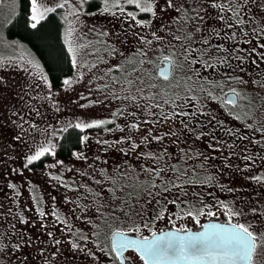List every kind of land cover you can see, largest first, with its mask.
Returning <instances> with one entry per match:
<instances>
[{"label": "rangeland", "instance_id": "1", "mask_svg": "<svg viewBox=\"0 0 264 264\" xmlns=\"http://www.w3.org/2000/svg\"><path fill=\"white\" fill-rule=\"evenodd\" d=\"M98 0H86L83 14L79 15V23L75 30L76 40L84 46L78 50L79 62L83 67L73 68L70 75L75 76L77 71L84 73V78L78 80L77 83L65 90L62 85L60 87L53 86L52 99L58 101L60 111H56L52 105V101L47 98V85L39 80V71L32 73L31 67L27 64L29 58L37 60L34 55L25 47V45L14 38H11L6 27L12 20L20 7V0H0V77L7 81V84L0 83V243L6 245L3 252H0V261L7 264L6 253L11 248L12 243L16 241V237H31V242L25 244L21 249H17L13 253L12 264H16V257L21 255L27 261V264H89L91 258L86 257L83 253H74L71 248L69 237H79V233L75 230L80 228L84 234L90 235L95 229L86 220L80 219L81 215L95 214L94 208L90 204V198L94 193L89 192V188L96 189L104 193L103 201L108 203V189L96 184L92 177L96 176L100 179V169L106 168L112 174L116 173V165L121 166V171L128 173V183L132 184L131 177L135 175V171L127 167L128 164L135 165L138 169L143 164H150L152 168L157 167V163H153L150 159L139 157L141 151L159 152L160 148H166L172 161L178 160L181 153L179 149L192 148L208 156V162L205 168L208 172L219 181V184H184L182 189L187 196L181 191L172 190L169 193H162V196L171 200H193V193L199 192L203 194V198L214 206L215 214L212 216H201L199 223L189 217H183L176 221L178 227L180 223H185L189 228L198 229L204 221L215 220L225 222L227 220L226 212L220 208L218 200L226 203L235 201L236 205L243 203V211L248 213L250 206L260 207L264 204V182H257L251 179L252 176L264 175V144L258 139L253 141L252 137H260L264 135L258 129L264 125V87L260 86L264 82V60L260 58V53L264 49L259 48L258 32L252 34L253 29H258L261 23H264V10L258 5L261 0H250L247 7L241 13L244 24L235 25L231 13L226 10L220 12L218 8H212L207 5L206 0H176L177 3L184 4L185 8L189 5L201 4L207 9L209 17L225 16L226 22L233 24V30L237 31V41L240 50L237 51L235 43L231 38L224 36L213 37L210 40L212 47L209 49L210 55L229 56L230 59L225 65L219 68L200 69V65L194 67L200 69V75L203 79L196 83L209 91H214L217 96H222L223 103L219 100H207L210 112L207 116L201 114L196 119L203 120L204 123L200 128L206 133L201 139L197 140L195 136L181 129V120H187V117L179 115L177 112L171 119L160 122L155 117H148L144 112V104L134 105L130 100L112 99L113 86L115 87V95H128L124 89L128 88L127 81H132V94H136L137 88H143L144 92L152 91L156 93V103H162L161 88H164V98L176 99V94L189 99L191 104H195L190 97L186 96L185 88L191 85V81H185L188 69L182 58H179L180 45L183 41H174L172 36H186L189 31H194L195 20L189 23L187 28L183 22L167 25L171 29V35L159 29L156 21H153L151 30L146 26H140L135 23V19L151 18L149 14L140 13L136 18H130L126 13L119 11L105 12L102 9L103 0L99 6L95 7ZM224 0H217V3H223ZM232 3V0H228ZM70 4H78V0H69ZM30 4V0H29ZM129 11H137L133 5H124ZM68 9L60 10V15ZM202 15L204 13H201ZM72 19L71 16L68 17ZM63 22V33L65 24ZM221 29L223 32H229L230 29L224 26L223 21H213L208 19L205 25H212ZM248 32L249 35L243 40H239L240 29ZM157 31V34L166 39L163 41L162 47L150 34V31ZM179 30V31H177ZM107 33V34H105ZM203 32H195L193 39H197ZM141 37H146L152 41L151 46H146L145 41ZM64 38V37H63ZM223 44L224 50L217 52V47ZM171 46H175L178 59L176 67H171V76L169 79H162L158 76L156 70L162 65L163 56L168 55ZM186 46V45H185ZM257 48V52L253 53L252 48ZM113 49L115 54L113 55ZM148 51V57L152 63L145 62L143 65L139 63L141 57L140 50ZM243 55L248 57L242 63L236 59L237 56ZM24 59L21 60L20 58ZM38 61V60H37ZM85 62H87L85 64ZM20 63H24L25 67L21 68ZM119 64L120 68H114L113 65ZM230 75L242 77L243 82H237L228 79ZM115 76V80H113ZM92 80V84L88 83ZM119 81V83H117ZM209 81L215 83L209 84ZM222 81V84L220 83ZM256 81V83H253ZM155 83L157 87L150 88L145 85ZM27 85V87H26ZM39 85V87H37ZM96 85L100 87L97 88ZM107 85V88L104 86ZM177 85L179 87H177ZM230 87H236L241 93V98L235 107L228 105L241 120H237L234 116L226 111L227 102L224 97L227 95ZM91 91L92 95H85L83 99H77L82 93ZM198 91V89H197ZM223 94V95H222ZM107 96L102 104H91L81 108L80 104H84L89 100L96 98L103 99ZM71 98V100H70ZM75 101V102H72ZM181 109L192 111L181 100H176ZM121 105L128 107V112H137L135 118L140 123L139 128H129L128 123L133 117L131 115L117 116L115 123L123 125V129H116L114 123L90 127L83 130V134L89 135L87 149L82 144L77 150L84 151L87 159L71 156L63 163H57V157L47 155L42 158V162H34L33 165L23 167V156L28 152V147L41 139V136L35 130H29L28 125H24L26 135L21 141H16L14 136L19 129L12 123H19L18 116H12L9 108L22 111L26 120L34 121L38 129L45 127V121L52 124L59 131L60 124L69 121L75 122L77 117L85 118H106L116 109L123 111ZM166 109L171 110L170 104H165ZM38 110L42 115L36 116L35 111ZM151 112L159 113L161 110L154 106ZM216 116V121H211L210 117ZM250 117V118H249ZM163 119V118H161ZM152 120L153 122H148ZM223 120L224 124L217 126V121ZM254 124V128L249 129L245 126L244 121ZM109 128L112 131L105 132L104 129ZM176 136H167L166 132L176 131ZM232 129V135L227 134V130ZM151 130V134H149ZM51 129H49V135ZM240 134H243L242 138ZM131 136L137 141L138 147L130 150L129 153L119 151L121 147L131 145V140L115 147H108L97 142V137L101 140H119L120 136ZM159 135L162 140L157 141L153 136ZM211 135H215L221 141V147L213 149L209 146ZM142 136L148 137V143H140ZM60 136L55 137L58 142ZM215 143V141H211ZM25 143L28 147H25ZM101 149H106L101 151ZM229 151L233 155H228ZM191 155V153H189ZM251 156L252 159H246ZM100 157L101 159H96ZM167 157L160 163H164ZM103 161H106L104 163ZM171 162V161H169ZM202 161L198 157L187 160L189 166H197ZM55 164V167H47V165ZM185 161L180 162L183 167ZM248 165V167H245ZM197 173H203V169L197 167ZM51 172L55 176L62 177V180L53 179L48 173ZM81 172L84 174L82 175ZM171 177V172L162 173ZM154 175V174H153ZM144 174L141 173V179ZM9 184L15 187H9ZM236 187L238 191L229 192L227 189ZM126 193H136L140 199H146V195L139 189L133 187L124 188L123 192H117V195L124 197ZM210 194V195H209ZM68 197L69 199H65ZM97 199H101L97 197ZM136 199V195L132 196ZM87 205L88 212H81L78 205ZM154 205L149 204L147 215H151V208ZM43 209L45 215L41 216L36 209ZM140 208V204L136 205ZM168 208L172 213L176 212V206L168 203ZM56 212L62 218H67L68 224L65 225L57 222L52 213ZM23 213L27 218L21 222L19 217ZM141 215H145L142 213ZM251 213L245 216L250 219ZM175 218V217H173ZM133 220L137 217L133 216ZM97 222L99 220L97 219ZM131 221H125V226ZM117 226L120 221H115ZM46 225V227H45ZM159 229H170L173 225L168 222L167 216L156 221L155 225ZM68 227L69 230L65 231ZM48 231H53L54 237L60 241L59 244L53 243V238L47 235ZM128 234L137 235L135 232ZM145 234L148 232L145 230ZM101 246L110 243L109 228L104 227L99 236ZM88 243L89 248L94 245ZM107 249H105V252ZM260 258H264V250L258 248ZM56 255L53 256L52 253ZM131 251L125 253L129 255ZM115 261V256L109 257ZM118 264V261H116ZM259 264V260L257 262Z\"/></svg>", "mask_w": 264, "mask_h": 264}, {"label": "snow or ice", "instance_id": "2", "mask_svg": "<svg viewBox=\"0 0 264 264\" xmlns=\"http://www.w3.org/2000/svg\"><path fill=\"white\" fill-rule=\"evenodd\" d=\"M205 0H201L204 3ZM250 0H232L229 3L228 0H224L223 3H217V0H206L208 6L212 8H218L220 12L225 10L231 13V18L235 25L244 24V20L241 16L242 11ZM86 5V0H78V4H70L69 0H30L29 11L26 16L27 25L33 30H39L43 27V23L46 20H52L55 13L58 10L68 9L69 11L63 12L60 19L64 21V45L67 47V53L71 57L72 68L83 67L79 62L78 50L84 45L79 43L75 38V30L79 23V15L83 14ZM124 5H133L137 11H129ZM258 7L264 10V0ZM102 9L105 12L109 11H119L126 13L130 18H136L138 12L146 13L150 15L149 18L135 19V23L140 26H146L150 30L154 26L153 21L155 20L159 26V29L167 32L171 35V29L167 25L176 24L183 22L184 27L187 28L189 23L195 20L194 31H189L186 36H181L179 34L172 36L174 41H183L180 45L179 58H182L187 66L188 72L185 77V81H191L190 86H186L185 92L186 96L190 97L195 104H191L189 99L186 97H181L176 94V99H171L170 97L164 98V88H161V100L162 103H156V93L152 91L144 92L143 88H137L136 94H132V81H127L128 88L124 89L128 95L117 96L115 95V87L113 86L112 99H124L130 100L134 105L139 106L143 104L144 100H147V104H144V112L148 117H155L156 120L163 122V120L171 119L177 112L181 116L187 117V120H181V129L187 130L191 133L197 140L201 139L206 133L200 128V125L204 123L203 120L196 119L198 116L203 114L207 116L209 114L210 107L207 104V100H219L223 103L222 96H217L214 91H209L198 85L196 82L203 79L200 75V69L204 68H219L220 65H225L230 59L229 56H217L210 55L209 49L212 47L210 40L213 37L224 36L226 39L231 38L235 43V48L237 51L240 50L239 42L237 41L238 33L233 30V24L226 22L225 16L209 17L207 9L202 7L201 4L189 5L185 8L184 4L177 3L176 0H103ZM201 13H204L203 15ZM71 16L72 19L68 17ZM211 19L213 21H223L224 26L230 29L229 32H223L221 29L212 25H205V21ZM179 31V30H177ZM195 32H203L206 35H201L197 39H193ZM258 32V40L262 42L259 43V48L264 49V23H261L258 29H253L252 34L256 35ZM242 35L239 36V40L243 41L249 33L244 31L243 28L240 29ZM107 34V33H105ZM151 36L160 42L162 47L163 41L166 37L157 34V31H150ZM145 41L146 46H151L152 41L148 40L146 37H141ZM186 45V46H185ZM224 50V45L220 44L217 47V52H222ZM252 52H257V48L253 47ZM112 54H115V49H113ZM141 60L139 63L143 65L145 62L152 63L153 61L148 57V51L141 49L139 53ZM260 58L264 60V52H261ZM21 60L24 58L21 57ZM162 59L165 61L164 67L160 69L161 73H167L169 67L173 69L176 67V61L178 59L175 46H171L169 53L163 56ZM241 63L248 59V57L239 55L236 57ZM87 62H85L86 64ZM27 64L31 67L32 73L35 74L39 71V80L47 85V98L52 101V105L55 110L60 111L58 101L53 100V83L49 80V76L44 72L43 67L40 62L29 58ZM200 65V69L195 68V65ZM20 67L24 68L25 64L20 63ZM114 68L119 69L120 65H113ZM84 78V73L82 71H77L75 76L65 75L62 81V87L67 90L72 84L77 83L78 80ZM230 80L243 82L242 77L236 75H230L227 77ZM113 76V80H115ZM0 83L7 84V81L3 77H0ZM88 83L91 85L92 80L90 79ZM119 83V81H117ZM215 82L209 81V84ZM222 84V81L220 82ZM256 83V81H253ZM264 87V82L261 83ZM27 87V85H26ZM39 87V85H37ZM99 88V85H96ZM107 88V85L104 86ZM145 87L155 88L157 85L155 83L151 85H145ZM177 87H179L177 85ZM198 89V91H197ZM228 92L231 95L227 98V105L225 106L226 111L230 115L234 116L237 120H241L240 116H237L232 108L227 107L228 105L235 107L240 98L241 93L236 87H230ZM85 95L91 96L92 92L87 91L82 93L77 99H83ZM223 95V94H222ZM108 97L104 96L103 99L96 98L89 100L84 104H80L81 108L87 107L91 104H102L104 100ZM71 100V98H70ZM176 100H181L182 103L191 107L192 111H186L180 108V105L176 103ZM75 102V101H72ZM165 104L171 105V110L164 107ZM160 109L159 113L151 112V107ZM124 109H116L111 113L110 117L106 118H80L77 117L75 122L66 121L60 124V129L57 131L52 124H48L45 121V127L41 130L37 128V124L34 121L26 120L22 111H18L9 108V112L12 116L19 117V123L12 121V123L19 129V132L14 136L16 141H21L22 137L26 135L24 125H28L29 130H35L41 136V139L33 144L32 147H28L25 143V147H28V152L23 156V167H28L33 165L34 162L42 161L47 155L55 157L57 155V141L54 139L60 136L62 133H66L69 129H79L81 132L90 127H96L105 125L107 123H114L116 129H123V125L115 123L117 116H124L126 114L131 115V119L128 123L129 128H139L140 123L135 118L139 115L137 112H128V107L126 105H121ZM35 111L36 116H41L42 114L38 110ZM163 118V119H161ZM250 118V117H249ZM211 121H216V116L212 115L210 117ZM148 122H153L149 120ZM245 126L249 129L254 128V124L247 123L244 121ZM224 124L223 120L217 121V126L220 127ZM49 129H51V134L49 135ZM181 129H176V131L166 132L167 136H176L177 132ZM261 133H264V125H261L258 129ZM105 132L112 131V129L105 128ZM233 130L228 129L227 134L232 135ZM151 134V130H149ZM242 138L243 134H240ZM153 139L160 141L162 137L159 135L153 136ZM99 144L107 145L108 147H115L117 144H122L125 141L131 140V145L124 146L119 149V151L124 153H129L130 150H135L138 147L137 141L131 136H120L119 140H101L96 138ZM253 141L259 140L264 144V135L256 137L253 135ZM89 140L88 134L79 135L77 142L79 144L85 145V150L87 149V141ZM211 141H215L212 143ZM211 141H209V146L213 149L221 147V141L215 135H211ZM140 143L147 144L148 137L142 136L140 138ZM106 149H101L105 151ZM181 155L178 160L172 161V157L169 155L166 148L161 147L159 152L154 151H141L138 154L139 157H144L150 159L153 163H157L156 168H152L150 164H143L138 169L135 165L128 164L127 167L135 171V175L131 177L132 184H129L128 173L121 171V166L116 165V173L112 174L106 168L100 169V179L96 176L92 177V180L101 185L103 188L108 189V203L103 201L104 193L97 191L96 189L89 188L88 191L94 193L90 198V204L94 208V215L89 214L87 216L81 215L79 218L86 220L88 224H91L94 231L90 235L84 234L80 228L75 230L79 233V237H69L71 241V248L74 253H83L86 257L91 258L89 264H264V258H260V254L257 249L260 248L264 250V204L258 208L256 206H250L248 208V213L252 216L250 219H245L248 213L243 211V203L241 205H236L235 201L231 203H226L224 201L218 200L217 203L220 208L223 209L227 214V220L223 223L219 222H208L202 225L199 231H194L189 228L187 224L180 223L176 226V221L181 220L183 217H189L195 220L197 223L200 221L201 216H212L215 214V208L213 205L208 203L204 198L203 194L196 192L193 193L195 202L193 200H171L169 201L167 197L162 196V193H169L172 190H178L187 196V193L183 192L182 185L184 184H219V181L213 176L212 173L208 172L205 168V164L208 162V156L204 153L195 151L192 148L179 149ZM191 153V155H189ZM234 153L229 151L228 155H233ZM73 156L78 158H84V151L75 150L72 152ZM167 160L164 163L160 161ZM194 157L200 158L202 161L197 166H189L186 164L187 160L193 159ZM96 159H101L96 157ZM246 159H252L251 156L246 157ZM171 161V162H169ZM185 161L183 167L180 166V162ZM106 163V161H103ZM57 163H63V161H57ZM47 167H55V164L47 165ZM199 167L203 169V173L198 174L196 168ZM248 167V165H245ZM171 172V177L163 175L162 173ZM141 173L144 174L143 179H141ZM83 175L84 173L81 172ZM154 174V175H153ZM49 176L53 179L62 180V177L55 176L53 173L49 172ZM252 180L257 182H264V175L252 176ZM139 188L145 195L146 199L141 200L139 195L136 193H126L124 197L117 195V192H123L126 187ZM9 187H15L9 184ZM229 192H236L238 189L236 187L228 188ZM136 195V199H132V196ZM210 195V194H209ZM100 197L101 199H97ZM65 199H69L65 197ZM168 203H172L176 206V212L172 213L168 208ZM140 204V208L137 209L136 205ZM152 204L154 207L151 208V215H147L148 205ZM81 212H88L87 205H78ZM36 211L41 215H45L43 209L37 208ZM144 213L145 215H141ZM54 219L57 222H61L65 225L68 224L67 218H62L56 212L52 213ZM136 216L137 219L133 220L132 217ZM165 216L168 218V222L173 226L165 231L163 229H157L155 225L156 221L163 219ZM175 217V218H173ZM21 222L26 221V217L23 213L19 217ZM97 219L99 222H97ZM119 220L120 225L117 226L115 221ZM125 221H131L130 224L125 226ZM46 227V225H45ZM104 227L109 228L110 243L101 246V241L99 236ZM69 228L66 227L65 231ZM145 230L148 234H145ZM128 232H135L137 235L134 238H129ZM47 235L53 238V243L59 244L60 241L54 237L53 231H48ZM90 242L94 245V248H89L88 243ZM31 242V237L17 236L16 241L12 243L11 248L8 249L7 264H12L13 253L17 249H21L25 244ZM6 245L0 243V252H3ZM105 249L107 251L105 252ZM131 250L130 254L125 256L124 250ZM53 256L56 255L55 252L52 253ZM115 256V261L110 260L109 257ZM3 264V261H0ZM16 264H27V261L23 258L22 254L16 257ZM47 264V262H45Z\"/></svg>", "mask_w": 264, "mask_h": 264}, {"label": "trees", "instance_id": "3", "mask_svg": "<svg viewBox=\"0 0 264 264\" xmlns=\"http://www.w3.org/2000/svg\"><path fill=\"white\" fill-rule=\"evenodd\" d=\"M98 0L95 7L99 6ZM29 11V0H20L19 10L8 23L7 33L11 38L21 41L25 47L40 62L44 72L49 76L53 86L60 87L63 77L73 71L71 57L64 45L63 22L60 19V10L55 13L52 20H46L39 30L31 29L26 23ZM79 129H69L62 133L57 142V159L65 161L72 156V152L79 149L82 144L77 142ZM42 161H39L41 163Z\"/></svg>", "mask_w": 264, "mask_h": 264}, {"label": "water", "instance_id": "4", "mask_svg": "<svg viewBox=\"0 0 264 264\" xmlns=\"http://www.w3.org/2000/svg\"><path fill=\"white\" fill-rule=\"evenodd\" d=\"M164 65H165V61L162 63L161 66H159V67L157 68L156 72H157V74H158L160 77L167 79V78L170 77V74H171V67H169V71H168L167 73H161L160 69H161L162 67H164ZM230 95H231V93H228L227 95H225L224 99H225L226 102H227V98H228ZM209 222H217V221H209ZM206 223H208V222H206ZM204 224H205V223H204ZM166 231H167V230H166ZM127 235L129 236V238H134V237H135V236H133V235H129V234H127ZM127 250H129V249H125V250H124V253H125V251H127Z\"/></svg>", "mask_w": 264, "mask_h": 264}, {"label": "flooded vegetation", "instance_id": "5", "mask_svg": "<svg viewBox=\"0 0 264 264\" xmlns=\"http://www.w3.org/2000/svg\"><path fill=\"white\" fill-rule=\"evenodd\" d=\"M208 221H211V220L204 221L198 229H193V230H194V231H198V230H200L201 227H202V225H203L205 222H208ZM164 230H165V229H164ZM166 230H168V229H166ZM129 251H130V250H129ZM127 252H128V251H127ZM125 253H126V252H125Z\"/></svg>", "mask_w": 264, "mask_h": 264}]
</instances>
